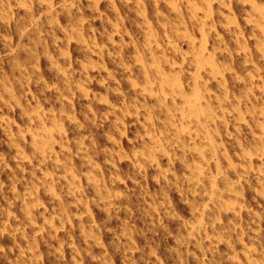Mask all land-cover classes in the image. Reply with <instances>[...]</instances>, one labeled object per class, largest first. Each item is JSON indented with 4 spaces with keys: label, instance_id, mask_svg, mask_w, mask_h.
Instances as JSON below:
<instances>
[{
    "label": "rangeland",
    "instance_id": "rangeland-1",
    "mask_svg": "<svg viewBox=\"0 0 264 264\" xmlns=\"http://www.w3.org/2000/svg\"><path fill=\"white\" fill-rule=\"evenodd\" d=\"M0 264H264V0H0Z\"/></svg>",
    "mask_w": 264,
    "mask_h": 264
}]
</instances>
